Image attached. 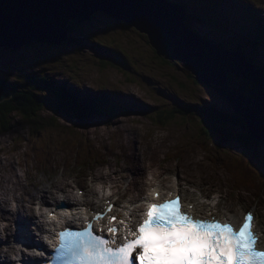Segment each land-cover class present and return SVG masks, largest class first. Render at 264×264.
Here are the masks:
<instances>
[{
    "label": "rangeland",
    "instance_id": "rangeland-1",
    "mask_svg": "<svg viewBox=\"0 0 264 264\" xmlns=\"http://www.w3.org/2000/svg\"><path fill=\"white\" fill-rule=\"evenodd\" d=\"M173 1L188 4L190 14L200 18H206L203 9L207 12L217 11L219 4H221L218 1L214 6L215 8L210 5L211 9L208 10L205 2L209 0ZM232 1L251 9V13L246 10L244 17L240 16V12H237L239 17L235 27L230 24L226 25L233 29L235 43L239 44L243 43L244 40L241 29L250 27L251 14L256 10L255 5L262 8L264 0ZM214 2L216 1L214 0ZM239 4L233 7L239 8ZM259 14L260 10L254 12L255 17ZM211 17L224 23L222 14ZM91 23L93 22L91 21ZM194 24L200 25V23ZM84 26L85 28H81L87 32L78 29L74 33H78L89 40L87 44L94 47L91 51H89L90 47L86 45L85 39L79 44L77 39L79 37L75 34L71 35L72 38H75L74 42L70 44L71 46L67 44L63 47L52 46L47 48V44L36 43L19 50L0 49V80H6L11 89L24 87L40 92L38 96L43 103L41 121L44 123L43 129L39 128L33 135L32 126L25 121V117L18 114L12 116V128L6 131L7 133H0V173H4L6 177L11 175L10 171L13 166L18 176L19 174L23 175L27 167L21 168L23 163L17 162L28 156L26 160L28 164L37 160L41 154L48 156L50 158L49 165L52 169L57 154H59L58 157L61 155H64L63 157L73 156L71 160V164H73L75 157H89L91 154L97 160L105 154L110 155L109 150L117 152L116 147L122 142L121 140L133 146H141L147 143L149 145L146 147L154 150L157 155L162 154L163 150L166 151L164 156L160 157L162 159L158 160L157 166H171L174 169L173 173H177L186 186H192L194 189L197 188V185L201 186L208 190L212 198L213 196L218 198L217 192L222 191L230 199L229 206L226 207H232L233 213H238L242 206H255L264 226V189L258 188L254 181L238 188L234 185L235 178L242 179L243 177L240 175L233 176L234 167L231 163L226 166V169L223 164L233 160L239 161L241 158L245 159L244 167L251 171L252 180L259 177L258 173L261 172V167L253 162V157H250L251 153L250 156L247 154L240 155L242 149L235 142L229 143L220 150L216 149L214 145L206 146L203 149L196 141L197 137L203 141L206 140L199 135L200 125L198 121L178 117L165 128H155L143 112L134 111L131 114L118 115V117L94 115L83 126L74 119L66 118L54 112L55 108H61L60 104L54 94L43 86L42 77L50 78L57 86L72 87L73 82L69 78L72 80L78 78L83 88L90 86L91 88L94 87V89L92 88L93 91H96L98 87H107L115 91L111 98L120 104L128 106L136 103L139 106L140 103L142 105L143 102H146L145 111L147 113L155 110V108H170L178 101L184 105H203L205 102L209 103L210 106L214 104L216 109L225 113L232 112L231 106L221 100L212 87L197 84L192 75L181 64H169L164 59L156 57L145 35L137 34L136 31L132 35L125 34L122 29L116 27L115 22L107 18H104V22L97 20L95 24H85ZM193 29L198 30L194 26ZM99 30L102 32H98ZM131 30L134 32L133 29ZM201 32L213 34V30L208 26H205ZM228 37L230 34L225 35V39ZM80 47L83 49L78 50ZM257 52V61L264 64V48L258 49ZM58 55L61 60H54ZM104 62H108L117 68ZM15 71L20 76L14 77ZM231 81L238 82L242 87L244 85L243 82L233 78ZM158 86L161 87L159 90L163 89L166 92L167 98L170 99V95L173 96L171 103L166 97L159 98L154 94L153 89ZM49 87L55 88L56 86L49 84ZM83 95L80 94L81 97ZM124 96H127L128 101H126L127 98L123 99ZM28 118L29 121L33 119L32 117ZM83 127L87 128L84 129ZM87 139L95 145L94 150L90 149L92 146L87 149L86 145L89 144ZM123 149H127V144H122ZM251 149L264 162V145L254 144ZM137 150L139 156L143 157L147 149ZM167 154L171 156L165 160ZM175 154L179 159H176ZM128 155H131V158L137 157L135 152H127ZM45 162L47 161L42 163ZM122 165L126 166L125 168L129 167V165L120 162L119 166L114 167V170L119 169ZM110 169L111 167L105 168L97 165V173L113 174ZM81 172L82 169H79L76 173L80 176ZM39 174L37 172L38 180ZM6 177H4L2 184L6 183L5 186L13 189L11 178ZM3 208L5 206L0 204V211Z\"/></svg>",
    "mask_w": 264,
    "mask_h": 264
},
{
    "label": "snow or ice",
    "instance_id": "snow-or-ice-1",
    "mask_svg": "<svg viewBox=\"0 0 264 264\" xmlns=\"http://www.w3.org/2000/svg\"><path fill=\"white\" fill-rule=\"evenodd\" d=\"M107 211H112L111 205ZM95 219L100 221L104 215L98 213ZM253 219L248 212L237 229L228 222L197 217L192 206L185 211L179 197L148 202L135 228L131 221L119 219L123 243L118 239L121 229L115 226L117 217H109L111 238L96 234L92 222L86 221L82 229L60 231L50 259L41 264H264V252L257 250L252 231ZM104 230L101 227V233Z\"/></svg>",
    "mask_w": 264,
    "mask_h": 264
},
{
    "label": "water",
    "instance_id": "water-1",
    "mask_svg": "<svg viewBox=\"0 0 264 264\" xmlns=\"http://www.w3.org/2000/svg\"><path fill=\"white\" fill-rule=\"evenodd\" d=\"M96 11L146 33L158 55L184 63L201 84L225 85L227 74L239 73L229 61L197 53L198 42L185 26V17L178 16L180 22H176L173 8L163 0H0V47L19 48L32 41L59 44L66 38L70 21L83 22ZM219 92L232 100L223 90ZM240 115L247 118L243 111ZM257 122L253 137L264 142V126L259 118ZM260 176L264 178V169Z\"/></svg>",
    "mask_w": 264,
    "mask_h": 264
},
{
    "label": "bare ground",
    "instance_id": "bare-ground-1",
    "mask_svg": "<svg viewBox=\"0 0 264 264\" xmlns=\"http://www.w3.org/2000/svg\"><path fill=\"white\" fill-rule=\"evenodd\" d=\"M173 18H174V20L176 22H180L179 18H178V20L174 16H173ZM3 47L10 48V50L14 49L13 46H8V45L7 46H3ZM172 62L178 63L177 61H172ZM74 89L75 88H72L71 90L68 91V92H70V94L72 96H73V90ZM70 101L71 102L73 101L74 105H78V102H76L75 99H70ZM126 101H128V99ZM248 117L249 116L247 114V118ZM122 144L123 145L126 144L125 141H123V143L119 144V148L121 149V151H119L117 153V159L118 160L125 159L126 161H129V164H130L129 166H131L130 171L135 173V179L133 180L132 183L130 182L131 186H132V188H135L136 190H138L139 193H142L143 187L139 183L138 174H139L140 171L143 170L145 172V176H146V179H147V176H148V171L147 170L148 169H153V166H152L153 162L151 160H153V159L158 160V158H160L161 154L157 155L154 150L150 149L149 147H144L142 150H145V149H147V150L145 151L143 157H141V156H139V151L137 150L138 147H136V148H134V152L136 153L137 157L131 158V155L127 156V149H123L122 150ZM176 146L178 147V145H176ZM202 147H203V145H202ZM28 157L23 158L24 160H19L17 163H23V165H28V161H26ZM59 163L61 164L60 161L55 160V163L52 166V169L54 170V172H56L59 169V167H60ZM159 164H160V162H159ZM125 167L126 166H124V168ZM113 168L111 170H113ZM136 168H137V170H136ZM171 170H172V168H169V169H167V171H163L160 174H161V176H163L166 172H170ZM45 171L46 170H43L44 173H45ZM10 173H11V175L9 174L7 177L11 178V184L13 185V189H11V187L8 188L7 186L4 185L2 187V189L0 190V192H1L0 193V198L2 196L6 197L7 195L12 194L15 199H18L17 194H18L19 190H21L22 191V200H20V201H18V202H16L14 204V206H13L14 213L12 215H9V213L5 212V209L11 205V202L13 200L0 199V204H3L5 206V208H3L0 211V213H2V217H4V216L8 217V220H6V221H9L10 218H13L14 216L21 215L25 211L28 213L29 216L32 217L34 215V209L30 205L25 207L24 204H23L24 202L27 203L26 198H25V195H27V189H26L25 185L23 184L24 183V179H23V177H19L17 175V173L15 171V168L13 166L11 167ZM156 173H158V172L156 171L155 174ZM63 175H66L65 171H63L61 176H63ZM95 176L96 175L94 173H92V177H95ZM109 176L113 178L115 183H117L118 179H122L123 178V172H114V175L109 174ZM4 177H6L5 174L4 173H0V183L1 184L3 182ZM25 179L28 180V184L30 186H32L36 190L35 194H38V195L41 196V201L38 204H43V205L49 204V202H50L49 199L51 201L55 202V203L57 201H59L60 200L59 199V197H60L59 194H61V193L68 194L70 191H72L73 190L72 189V187H73L72 183H74L76 180H77L76 181V185L77 184H83V185L86 186V188L89 189V186H88L89 181H88V184L85 181H80L81 177H79V176L78 177L72 176L70 181H69L68 180L69 179V175L63 176L62 184H59L57 181H54L50 185H44L41 180H37L36 179V174L35 175H31V173H30L28 168H27V173L25 175ZM163 180L167 181V180H169V177L166 176ZM47 182L49 183V180ZM120 187H121V185L119 186V188ZM115 188H117V184H116ZM119 188H117V189H119ZM28 192L32 193V191H30L29 189H28ZM201 193H202V195L205 198L207 197V195L204 193V189H201ZM89 196H91V194H88V199H87L88 202L90 201V197ZM111 197H112L113 202L118 203V197L116 195L112 194ZM218 197H219V201L217 202L216 205L218 206L220 213H222L221 212L222 210H223L224 213L226 212L227 214L233 212V210L228 209V207H224V205L227 204L230 201L228 196L225 195L222 191H218ZM32 198H35L34 194L32 195ZM188 199L193 200V197L189 193H186L185 194V202H187ZM199 199L200 198H198V197H196L194 195V201L193 202L196 205V211L201 213V214H205V215L208 214L209 210L206 208V203L200 202ZM32 204H34V201H32ZM35 205H37V204H35ZM94 206H95V203H93V207ZM224 210H226V211H224ZM227 214H223L222 216H225ZM111 215H113V213H111ZM227 217H233L232 219H234V218H237L238 216L229 215ZM9 227L10 226L8 225L5 228V230H9ZM2 244H3V242H0V261L2 260V258H4L3 254L5 253L4 251L1 250Z\"/></svg>",
    "mask_w": 264,
    "mask_h": 264
},
{
    "label": "trees",
    "instance_id": "trees-1",
    "mask_svg": "<svg viewBox=\"0 0 264 264\" xmlns=\"http://www.w3.org/2000/svg\"><path fill=\"white\" fill-rule=\"evenodd\" d=\"M76 27H78L79 25L76 23L75 24ZM75 27V28H76ZM5 49H10L7 47H4ZM176 63V62H173ZM47 83V86H49V83ZM254 90V89H252ZM237 91H241L240 88ZM69 93V92H68ZM70 94V93H69ZM35 95H31L29 93H26L25 91L20 93V92H16L15 96H13L12 101H10L8 104L2 106L0 105V113H1V120H0V127L3 130H7V117L9 116L8 114H10L13 110L16 109V107L14 105H12L11 103H13L14 101L18 102L20 101V98L23 97L24 100L26 98V102L29 104L28 106H30L31 108H34L36 106V101H35ZM72 99H75V97L71 96ZM76 102H78V105H75L76 107H78L77 109H70L69 114H72L74 117H77L80 120H86L90 117L92 111H93V107L92 104L87 106V107H82L81 105H79V102H81L80 100H78L76 98ZM42 105H40L38 107V109H41L42 111ZM82 107V108H81ZM207 110H204L202 112L206 113L207 115H204L201 120L199 121L200 124H202V136H206V139L209 141L211 140V144L215 145L216 148H223V146L228 143L231 139H236L238 140L239 144L241 146H244L247 150H249L250 145L253 143L252 141H250V139L248 138L246 131H245V126L244 123L241 119H239V117L236 116L235 117H231L229 115L224 114L223 112H218V110H216V108L212 107L211 108H205ZM152 111H149L148 113H150ZM154 112V110H153ZM199 115L196 114V118L195 120H198ZM238 121H241L238 122ZM238 129L240 131V133L238 135H234L233 134V130L232 128ZM201 145H203V147L205 148L207 145L205 143H201ZM244 160L245 159H239L238 161V167L240 169H242V174L243 176H245V178L243 180H245L244 182H246V180H248V178H251V171H248L245 167H244ZM235 164V163H234ZM264 180V179H263ZM262 188H264V181L262 182Z\"/></svg>",
    "mask_w": 264,
    "mask_h": 264
},
{
    "label": "clouds",
    "instance_id": "clouds-1",
    "mask_svg": "<svg viewBox=\"0 0 264 264\" xmlns=\"http://www.w3.org/2000/svg\"><path fill=\"white\" fill-rule=\"evenodd\" d=\"M246 28L248 29V27H246ZM253 162L256 163L260 167L262 166V161L260 159H258V158H254Z\"/></svg>",
    "mask_w": 264,
    "mask_h": 264
}]
</instances>
